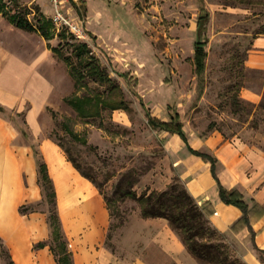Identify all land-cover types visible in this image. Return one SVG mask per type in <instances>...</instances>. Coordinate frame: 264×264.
<instances>
[{
  "label": "rangeland",
  "instance_id": "obj_1",
  "mask_svg": "<svg viewBox=\"0 0 264 264\" xmlns=\"http://www.w3.org/2000/svg\"><path fill=\"white\" fill-rule=\"evenodd\" d=\"M68 2L74 19H81L88 32L87 43L110 81L100 83L91 75L78 81L67 63L78 41L67 29H59L50 0H0V59L7 62V91L0 95L7 134L12 148L36 150L52 142L63 154L78 160L96 176L111 210L107 244L117 248L116 238H125L131 220L141 211L139 195L167 190L181 178L171 171L173 160L161 139L160 127L150 118L170 119L180 114L182 125L201 135L218 130L225 137L239 136L264 150V71L248 69L246 58L254 37L264 33V0H77ZM209 13L207 30L199 35V16ZM16 14L39 25L52 20L51 38L12 24ZM205 41L207 56L202 71H195V42ZM141 43L137 47L135 44ZM50 46L59 48L57 52ZM143 47V48H142ZM144 49L146 56L139 55ZM50 49V50H49ZM130 50L139 62L126 65L121 50ZM49 50V51H48ZM22 62L21 89L14 91L15 58ZM1 61V60H0ZM11 64V65H10ZM263 95L246 100V89ZM123 101L118 111L101 107V116L79 114L70 99L98 98ZM89 107L90 105L87 104ZM94 108V107H93ZM122 112L124 121H118ZM118 118V119H116ZM66 126H65V125ZM67 126L88 140L77 141ZM185 185V184H184ZM186 186V185H185ZM34 209L51 213L47 191ZM226 240V238H225ZM9 256L0 241V264Z\"/></svg>",
  "mask_w": 264,
  "mask_h": 264
},
{
  "label": "crops",
  "instance_id": "obj_2",
  "mask_svg": "<svg viewBox=\"0 0 264 264\" xmlns=\"http://www.w3.org/2000/svg\"><path fill=\"white\" fill-rule=\"evenodd\" d=\"M197 25L196 20L192 29L196 30ZM135 45L142 46L141 43ZM119 52L126 65L139 62L132 51ZM0 53L6 56L4 51ZM139 55L146 56L144 49H140ZM0 60V95L5 96L8 68L6 59ZM246 67L264 71V33L252 40ZM11 71L16 93L21 89L23 78L18 57ZM262 95L250 88L244 94L246 100L252 102L260 101ZM118 121L123 122L124 116ZM183 128L188 142L178 133L160 128L164 147L173 160L172 173L179 176L190 194L197 198L213 227L224 234L233 254L244 264H264L259 253L264 250V150L239 136L225 137L218 130L201 135ZM10 143L6 120L0 116V241L16 264H58L49 245L34 247L51 238L48 211H20L22 205L35 204L43 198L38 160L29 150L23 147L17 150ZM47 143L52 142L41 145V154L57 189L62 232L75 264H201L166 218H147L141 211L131 220L125 238H116L117 248L109 247L112 217L106 198L58 145L60 157L51 162L44 148ZM190 147L217 158L216 173L225 188L243 195L249 206V223L242 221L244 212L240 207L222 199L212 162Z\"/></svg>",
  "mask_w": 264,
  "mask_h": 264
},
{
  "label": "trees",
  "instance_id": "obj_3",
  "mask_svg": "<svg viewBox=\"0 0 264 264\" xmlns=\"http://www.w3.org/2000/svg\"><path fill=\"white\" fill-rule=\"evenodd\" d=\"M5 7L0 4V11L5 15ZM8 15V14H7ZM9 21L16 25L17 27L27 30V31H37L40 32L46 40L50 41V27L52 20H42L39 25L29 22L28 18L17 16L8 17ZM209 19V13H204L199 16L198 19V32L199 35H203L207 30V22ZM205 41L198 39L195 42V71L199 73L203 70L205 66V59L207 52L205 50ZM72 47V53L78 59V64L80 66L86 67L88 72H82L78 70L69 57H66L67 63L72 67L74 75L77 77L78 81L83 80L87 75H91L95 80L100 83H105L110 81L109 76L101 68L98 59L94 56L93 51L89 48L87 42L80 41L78 43L70 44ZM53 51L57 52L59 48L50 46ZM70 102L76 107L79 114L83 116H101V107L108 106L115 109L123 108V101L119 103L108 102L102 94L98 98L92 97H77L70 99ZM87 104L90 106L88 107ZM101 105V107L99 106ZM94 107V108H93ZM259 107L264 109V101L259 104ZM0 111H5V108L0 105ZM180 114H172L171 118L167 121H163L156 118H150V123L154 127H160L165 130H170V132L178 133L181 137L188 142V138L184 132L183 125L179 120ZM65 125V124H64ZM66 126V125H65ZM70 134L77 141L87 144L88 140L85 137L80 136L77 132L67 126ZM191 148V147H190ZM192 151L200 154L201 156L209 159L212 162V170L214 172V177L218 181L220 187V194L222 199L229 204H234L240 207L244 215L242 221L249 223V206L243 199V195L237 190H228L221 183L217 173H216V163L217 158L206 152H201L198 150ZM68 159L73 163V165L80 171L83 176H87L103 193L102 186L94 174L86 170L77 159H75L69 153ZM36 155H38V171H39V183L47 191L46 195L49 198L51 204V213L49 215L50 226H51V238L48 241L38 242L34 247H46L50 246V249L54 253L58 264H75L72 251H70L67 239L62 232V223L58 211V201L57 192L55 188L54 181L50 176L48 164L45 162L44 157L41 152L36 150ZM128 195L133 198L138 199L141 206V213L145 217H163L166 218L170 225L176 230L185 241L188 250L192 253L194 257L198 259L201 264H244L241 258L233 254L230 244L225 240L223 233L218 231L216 227L214 228L211 224L210 219L207 214L200 207V204L194 196L190 194L186 186L182 183L176 182L171 184V186L164 191H152L151 193H143L138 196V194L132 190L126 191ZM106 198L108 205L109 201ZM35 209L31 205H22L20 211L22 213H28L29 211H34ZM5 248L4 244L2 243ZM7 255L9 256V261L7 264H16L12 259L9 251L5 248ZM260 256L264 261V250H260Z\"/></svg>",
  "mask_w": 264,
  "mask_h": 264
},
{
  "label": "built area",
  "instance_id": "obj_4",
  "mask_svg": "<svg viewBox=\"0 0 264 264\" xmlns=\"http://www.w3.org/2000/svg\"><path fill=\"white\" fill-rule=\"evenodd\" d=\"M54 6V13L52 14L53 23L59 28L67 29L78 41L86 42L88 39V32L81 19H74L71 16L70 9L65 11V6L68 2L77 3V0H50Z\"/></svg>",
  "mask_w": 264,
  "mask_h": 264
},
{
  "label": "bare ground",
  "instance_id": "obj_5",
  "mask_svg": "<svg viewBox=\"0 0 264 264\" xmlns=\"http://www.w3.org/2000/svg\"><path fill=\"white\" fill-rule=\"evenodd\" d=\"M44 148L51 162H53L55 158L60 157L59 147L57 145L47 143Z\"/></svg>",
  "mask_w": 264,
  "mask_h": 264
}]
</instances>
